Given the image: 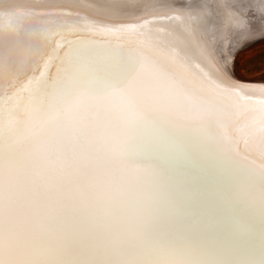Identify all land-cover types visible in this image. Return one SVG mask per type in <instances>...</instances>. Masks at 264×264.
<instances>
[{"label": "snow or ice", "instance_id": "6c2138e0", "mask_svg": "<svg viewBox=\"0 0 264 264\" xmlns=\"http://www.w3.org/2000/svg\"><path fill=\"white\" fill-rule=\"evenodd\" d=\"M65 7L0 0V264H248L264 86L228 64L264 43V0Z\"/></svg>", "mask_w": 264, "mask_h": 264}, {"label": "bare ground", "instance_id": "6f19581e", "mask_svg": "<svg viewBox=\"0 0 264 264\" xmlns=\"http://www.w3.org/2000/svg\"><path fill=\"white\" fill-rule=\"evenodd\" d=\"M37 3L41 4H62L67 7L60 9L61 11H69V10H75V5L83 3L84 0H35ZM181 0H142V3L146 6L150 5H164V4H179ZM219 4H227V3H233L235 0H216ZM241 16V19L247 21L248 14L247 12H241L239 13ZM146 19H149L152 24L154 25L155 29L158 31H165L166 28L164 26L169 25V21L160 17V16H146ZM255 42V41H254ZM247 44H242L236 48H234L229 56V64H228V75L230 78L237 83L246 85L251 88H259L261 86H264V72L252 77L248 78L242 71H238L235 67V55L237 54V51L239 49H242ZM4 41L0 40V56L3 54L4 50ZM240 47V48H239ZM248 96L251 97L253 102H258L260 100H264V96H262L258 92H249L247 93ZM233 135H239L238 132L233 131ZM243 147V144L241 145ZM201 167L205 174L207 175H216L219 171V165L213 166L211 163L206 162H200ZM253 219V222L256 224L257 227H259L260 219L259 216H255ZM232 226V220L229 217H225L222 223V227L229 228ZM237 259L243 260L248 262V264H261V261H264V248L261 247L260 241L257 238L254 241V244L249 247L247 245L243 246V250L239 254Z\"/></svg>", "mask_w": 264, "mask_h": 264}, {"label": "rangeland", "instance_id": "374dc122", "mask_svg": "<svg viewBox=\"0 0 264 264\" xmlns=\"http://www.w3.org/2000/svg\"><path fill=\"white\" fill-rule=\"evenodd\" d=\"M235 67L248 78L264 72V43L250 42L239 49L235 55Z\"/></svg>", "mask_w": 264, "mask_h": 264}]
</instances>
